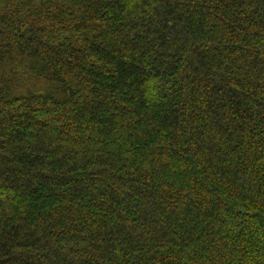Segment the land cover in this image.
<instances>
[{
    "label": "trees",
    "instance_id": "trees-1",
    "mask_svg": "<svg viewBox=\"0 0 264 264\" xmlns=\"http://www.w3.org/2000/svg\"><path fill=\"white\" fill-rule=\"evenodd\" d=\"M0 264H264V0H0Z\"/></svg>",
    "mask_w": 264,
    "mask_h": 264
}]
</instances>
